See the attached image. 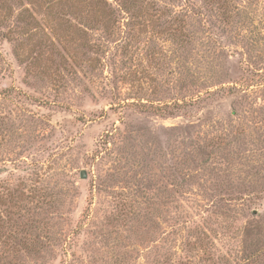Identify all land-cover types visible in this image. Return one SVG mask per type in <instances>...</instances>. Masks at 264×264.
<instances>
[{
	"label": "rangeland",
	"instance_id": "rangeland-1",
	"mask_svg": "<svg viewBox=\"0 0 264 264\" xmlns=\"http://www.w3.org/2000/svg\"><path fill=\"white\" fill-rule=\"evenodd\" d=\"M106 1L0 0V264H264V0Z\"/></svg>",
	"mask_w": 264,
	"mask_h": 264
},
{
	"label": "trees",
	"instance_id": "trees-1",
	"mask_svg": "<svg viewBox=\"0 0 264 264\" xmlns=\"http://www.w3.org/2000/svg\"><path fill=\"white\" fill-rule=\"evenodd\" d=\"M99 4H101L103 11H107V13L112 14L113 9L112 7L108 6V3L106 0H97ZM106 8V9H105Z\"/></svg>",
	"mask_w": 264,
	"mask_h": 264
},
{
	"label": "water",
	"instance_id": "water-1",
	"mask_svg": "<svg viewBox=\"0 0 264 264\" xmlns=\"http://www.w3.org/2000/svg\"><path fill=\"white\" fill-rule=\"evenodd\" d=\"M81 176H82V177H85V173H84V172H82V173H81Z\"/></svg>",
	"mask_w": 264,
	"mask_h": 264
}]
</instances>
